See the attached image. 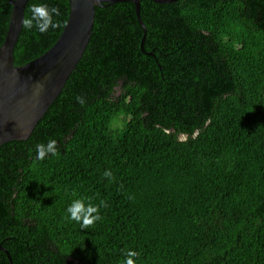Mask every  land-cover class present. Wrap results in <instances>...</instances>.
<instances>
[{
  "label": "trees",
  "instance_id": "1",
  "mask_svg": "<svg viewBox=\"0 0 264 264\" xmlns=\"http://www.w3.org/2000/svg\"><path fill=\"white\" fill-rule=\"evenodd\" d=\"M34 4L66 25L69 0ZM12 9L0 0V47ZM140 15L145 52L133 2L97 7L58 98L0 147V264H264V0H141ZM63 30L22 29L15 65ZM49 139L58 155L38 160ZM76 199L104 201L102 219L81 229Z\"/></svg>",
  "mask_w": 264,
  "mask_h": 264
},
{
  "label": "water",
  "instance_id": "2",
  "mask_svg": "<svg viewBox=\"0 0 264 264\" xmlns=\"http://www.w3.org/2000/svg\"><path fill=\"white\" fill-rule=\"evenodd\" d=\"M8 1L13 7L12 15L7 36L0 47V147L11 141L28 140L58 98L89 46L97 7L133 2L144 29L143 52L147 35L140 15L141 0H69L70 15L54 46L26 65L16 66L14 51L29 0ZM150 1L169 4L179 0ZM40 84L42 89L38 87Z\"/></svg>",
  "mask_w": 264,
  "mask_h": 264
},
{
  "label": "clouds",
  "instance_id": "3",
  "mask_svg": "<svg viewBox=\"0 0 264 264\" xmlns=\"http://www.w3.org/2000/svg\"><path fill=\"white\" fill-rule=\"evenodd\" d=\"M28 11L30 15H25L21 20L23 29L31 30L35 27L39 33L46 34L50 28L58 29L66 26L60 20H54V17L61 15L58 7L49 8L47 4H34L30 5ZM38 87L42 89L43 85L40 84ZM76 101L81 106H84L86 103L82 96H77ZM48 155H58L57 141L55 139H49L47 144L40 143L36 145V158L38 160L42 161ZM104 176L110 180L114 179L111 171H105ZM106 206L104 201H101L100 205H93L91 202L86 204L84 199H76L67 208V213L72 221L80 224L81 229H87L102 219L99 209ZM138 255L135 251L127 250L125 252L126 258L124 264H136L134 258Z\"/></svg>",
  "mask_w": 264,
  "mask_h": 264
},
{
  "label": "rangeland",
  "instance_id": "4",
  "mask_svg": "<svg viewBox=\"0 0 264 264\" xmlns=\"http://www.w3.org/2000/svg\"><path fill=\"white\" fill-rule=\"evenodd\" d=\"M183 138H185V137H183Z\"/></svg>",
  "mask_w": 264,
  "mask_h": 264
}]
</instances>
